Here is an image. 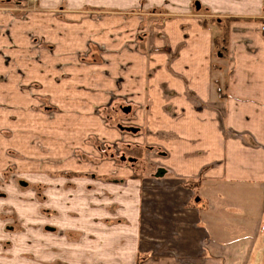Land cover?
I'll return each instance as SVG.
<instances>
[{
	"label": "crops",
	"instance_id": "1",
	"mask_svg": "<svg viewBox=\"0 0 264 264\" xmlns=\"http://www.w3.org/2000/svg\"><path fill=\"white\" fill-rule=\"evenodd\" d=\"M202 1L226 19L219 21L228 30L225 59L214 53L216 27L177 0L142 4L146 14L170 10L158 13L159 23L127 16L141 0H123L99 17L30 12L7 26L0 72H15L6 63L12 57L24 86L33 85L34 94L16 99L28 126L42 121L47 99L56 124H96L102 142L116 136L144 151L143 174L132 168L112 189L123 213L112 219L123 217L129 229L83 230L77 247L50 239L57 259L49 264H264V0ZM36 31L48 49L34 46ZM216 81L226 84L222 94ZM9 88L0 87L3 102L15 94ZM115 109L136 132L110 128L103 114ZM55 140L45 144L51 157L69 138L59 148ZM139 161L129 158L133 167Z\"/></svg>",
	"mask_w": 264,
	"mask_h": 264
},
{
	"label": "rangeland",
	"instance_id": "2",
	"mask_svg": "<svg viewBox=\"0 0 264 264\" xmlns=\"http://www.w3.org/2000/svg\"><path fill=\"white\" fill-rule=\"evenodd\" d=\"M120 1L123 0H0V45L3 37L8 35L7 26L13 27L27 18L30 12L42 19L48 15L50 19L60 21L68 20L70 14L82 12L99 17L114 12ZM176 3L186 7V12L191 15L207 16L206 20L212 26L220 21L207 10L202 0H177ZM196 3H200L199 10ZM142 4L146 6V0H141L134 12L126 15L145 16L147 22L159 23L161 15L158 13L170 11L161 7L152 10L157 14H146ZM181 13L182 10L175 16ZM6 14H9L11 23L2 20ZM260 20L264 22V14ZM31 37H36L32 39V42L36 41L34 46L48 49L38 31ZM33 58L31 60L36 62ZM6 63L15 72L12 75L0 72V87L9 82L10 88L16 89L14 95H9V103L3 102L0 96V264H49L50 258L57 259L55 251H49V248H54L49 243L50 239L54 242L66 240L77 247L84 240L81 237L83 230L88 229L90 233L98 229L128 230V220L123 217L112 219L111 215L121 217L123 214L114 205L117 200L114 197L112 200V189L125 185L122 177L132 168L143 174L144 151H130L128 143L115 141L116 136L102 142L101 137L97 139L100 131L96 124L88 126L87 130H83L87 126L78 123L64 127L56 124L53 122L56 115L54 107L47 99L42 100L39 109L42 121L28 126V118L25 119L23 111L17 108L16 99L22 92L34 94L33 85L27 82L24 86L23 72L17 74L12 57ZM12 96L14 102L10 100ZM103 115L110 128L118 132L119 126H126L128 116L121 110H108ZM48 122L52 123L49 128ZM66 138L69 140L61 147ZM54 139L58 148L61 147L57 150L60 155L51 157L53 155H49L45 144L47 140ZM131 156L139 158V166L131 165ZM101 168L105 169L104 174ZM98 217H101L99 221Z\"/></svg>",
	"mask_w": 264,
	"mask_h": 264
},
{
	"label": "trees",
	"instance_id": "3",
	"mask_svg": "<svg viewBox=\"0 0 264 264\" xmlns=\"http://www.w3.org/2000/svg\"><path fill=\"white\" fill-rule=\"evenodd\" d=\"M216 31L214 34V53L218 59H225L226 58V48H227V42H228V30L225 28H221L220 23L216 22L215 25ZM217 66V65H216ZM219 67V68H218ZM217 69H220L222 71H225L224 67L218 66ZM215 85L217 87L218 93L222 94L223 89L226 88V84L221 85L220 81H216Z\"/></svg>",
	"mask_w": 264,
	"mask_h": 264
},
{
	"label": "water",
	"instance_id": "4",
	"mask_svg": "<svg viewBox=\"0 0 264 264\" xmlns=\"http://www.w3.org/2000/svg\"><path fill=\"white\" fill-rule=\"evenodd\" d=\"M200 3H196V8L199 10L200 9ZM121 130H126V131H131V132H136L135 129H129V128H124V127H120ZM123 160H125V158H123Z\"/></svg>",
	"mask_w": 264,
	"mask_h": 264
},
{
	"label": "built area",
	"instance_id": "5",
	"mask_svg": "<svg viewBox=\"0 0 264 264\" xmlns=\"http://www.w3.org/2000/svg\"><path fill=\"white\" fill-rule=\"evenodd\" d=\"M261 30L264 33V23L262 24Z\"/></svg>",
	"mask_w": 264,
	"mask_h": 264
}]
</instances>
